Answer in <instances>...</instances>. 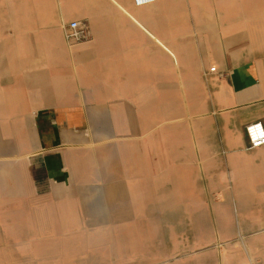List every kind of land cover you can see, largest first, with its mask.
<instances>
[{
    "label": "crops",
    "instance_id": "crops-1",
    "mask_svg": "<svg viewBox=\"0 0 264 264\" xmlns=\"http://www.w3.org/2000/svg\"><path fill=\"white\" fill-rule=\"evenodd\" d=\"M252 123L264 0H0V230L27 264H264Z\"/></svg>",
    "mask_w": 264,
    "mask_h": 264
},
{
    "label": "rangeland",
    "instance_id": "rangeland-1",
    "mask_svg": "<svg viewBox=\"0 0 264 264\" xmlns=\"http://www.w3.org/2000/svg\"><path fill=\"white\" fill-rule=\"evenodd\" d=\"M1 162L0 168L8 173L7 162ZM3 176L4 174L0 171V197L4 196L1 189L4 186ZM13 234H15L14 230H0V264H27L34 260L37 261L41 255L30 252L33 249L32 239L15 237L12 236Z\"/></svg>",
    "mask_w": 264,
    "mask_h": 264
},
{
    "label": "built area",
    "instance_id": "built-area-1",
    "mask_svg": "<svg viewBox=\"0 0 264 264\" xmlns=\"http://www.w3.org/2000/svg\"><path fill=\"white\" fill-rule=\"evenodd\" d=\"M160 0H134L136 7H143L153 4ZM63 36L67 41L74 43L86 42L90 38L89 31L83 23L71 22L63 28ZM215 73V68L209 70ZM245 136L248 143V149H258L264 146V126L262 123H252L245 127Z\"/></svg>",
    "mask_w": 264,
    "mask_h": 264
}]
</instances>
